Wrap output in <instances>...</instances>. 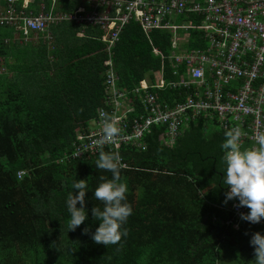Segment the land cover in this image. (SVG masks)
Masks as SVG:
<instances>
[{
	"label": "trees",
	"instance_id": "1",
	"mask_svg": "<svg viewBox=\"0 0 264 264\" xmlns=\"http://www.w3.org/2000/svg\"><path fill=\"white\" fill-rule=\"evenodd\" d=\"M77 3L59 0L63 9ZM78 30L74 23H59L50 27V42L43 33L23 44L14 40L12 28L0 26V65L6 68L0 73V264H226L227 258L254 264L250 240L255 232L264 235V219L243 220L239 229L228 221V209L238 200L224 203L226 131L202 115L181 128L172 145L159 139L164 125H154L143 137V149L120 152L133 208L124 225L128 234L117 244L94 242L100 221L91 209L103 210L94 190L100 176L110 179L112 173L96 167L99 153L65 154L76 129L104 103L106 53L100 40L76 38ZM188 34V47L204 45L201 30ZM150 36L152 44L136 22L126 23L112 56L120 86L130 88L145 74L153 78L160 58L152 45L169 54V31ZM165 64L169 70L167 59ZM159 92L162 100L177 93ZM81 179L88 184L87 219L71 231L66 201L69 193L78 194L72 185Z\"/></svg>",
	"mask_w": 264,
	"mask_h": 264
},
{
	"label": "built area",
	"instance_id": "2",
	"mask_svg": "<svg viewBox=\"0 0 264 264\" xmlns=\"http://www.w3.org/2000/svg\"><path fill=\"white\" fill-rule=\"evenodd\" d=\"M76 1L74 9H63L59 0L0 1V26L12 28L19 43L38 41L43 33L50 42V27L70 22L79 27L77 38L98 39L104 45V103L76 129L66 158L99 153L96 141L102 135L101 111L117 117L121 134L104 149L120 155L128 146L143 149V137L154 125H164L159 139L172 145L181 128L199 115L224 131L241 126L247 133L241 139L242 147L256 145L258 135L264 133V0ZM175 18L186 22L179 25ZM129 20L137 23L150 43L155 30L171 33L173 77L164 76L161 67L153 78L145 74L130 88L118 84L112 56ZM89 28L100 34L87 35ZM189 29L203 32V46H187ZM152 52L161 61L165 58L157 47ZM166 88L177 91L171 100L160 98L159 91ZM238 203L230 206L228 221L234 228L240 227V213L249 212L247 207H235Z\"/></svg>",
	"mask_w": 264,
	"mask_h": 264
},
{
	"label": "clouds",
	"instance_id": "3",
	"mask_svg": "<svg viewBox=\"0 0 264 264\" xmlns=\"http://www.w3.org/2000/svg\"><path fill=\"white\" fill-rule=\"evenodd\" d=\"M99 115L102 122V135L96 141L99 155L95 163L98 169L111 172L112 177L109 179L100 176L101 183L94 190V197L103 203V210L97 206L91 209L93 218L100 221L92 239L97 244L107 246L117 244L122 237L127 236L128 230L124 228V225L132 215L133 208L127 202V182L121 177L122 158L119 152L104 150L106 144L116 141L122 130L114 114L101 111ZM245 135L247 133L241 126H234L225 132V140L221 144L224 152L222 162L225 165L223 184L229 188V191L225 193L224 203L237 199L239 203L235 207L249 209L247 214L240 213L242 221L258 224L264 219V133L258 135L255 146L247 148L242 147L241 144V139ZM72 187L78 191V194L69 193L66 203L70 213L68 228L75 231L87 219L85 206L87 180H76ZM228 212L231 217L230 207ZM88 232L89 228L83 230L84 234ZM250 245L254 248V264H264V235L255 232L251 237Z\"/></svg>",
	"mask_w": 264,
	"mask_h": 264
},
{
	"label": "crops",
	"instance_id": "4",
	"mask_svg": "<svg viewBox=\"0 0 264 264\" xmlns=\"http://www.w3.org/2000/svg\"><path fill=\"white\" fill-rule=\"evenodd\" d=\"M177 19H183V18H175L174 20H177ZM133 21V20H132ZM135 22V21H134ZM75 34H76V32H75ZM144 35V34H143ZM151 35V34H150ZM70 37V35H68V33H66L65 34V37ZM145 36V35H144ZM75 37H76V35H75ZM75 37H73L74 39H76ZM171 37H172V35H171V33H170V50H171ZM71 38V37H70ZM147 39V38H146ZM148 40V39H147ZM150 40H151V36H150ZM55 42H57V40L55 39ZM59 42H63V40H58V43ZM148 42H150V41H148ZM69 43H71V42H69ZM69 43H61V48H65V46H67ZM152 44V43H151ZM154 45H152V47H153ZM155 47V46H154ZM154 54V53H153ZM164 54V53H163ZM155 55V54H154ZM165 55V54H164ZM169 55V56H168ZM168 55H165V58L161 61V59H160V66H159V68L158 69H160L161 67H163V70H164V76H167V77H173L172 75H171V73H170V71H171V67H172V62H174V60H173V58H171V52H169V54ZM157 56V55H156ZM159 57V56H158ZM160 58V57H159ZM165 59H167L168 60V62H169V70H166V64H165ZM158 69H156V70H158ZM156 70H154V71H156ZM154 71H152V73H154ZM195 119V118H194ZM193 119V120H194ZM204 119H206V118H204ZM209 120H211V119H209ZM214 122V121H213ZM188 125V124H187ZM186 125V126H187ZM214 125H216L218 128H220L221 129V127L217 124V123H215L214 122ZM186 126H184V127H186ZM248 145H249V143H248ZM234 202V201H233ZM232 202V203H233ZM237 202H239V201H237ZM231 203V204H232ZM229 213V212H228ZM229 216H230V213H229Z\"/></svg>",
	"mask_w": 264,
	"mask_h": 264
},
{
	"label": "rangeland",
	"instance_id": "5",
	"mask_svg": "<svg viewBox=\"0 0 264 264\" xmlns=\"http://www.w3.org/2000/svg\"><path fill=\"white\" fill-rule=\"evenodd\" d=\"M184 22H186L184 19H177V20H174V23H179V25H183ZM33 40H34L33 42L36 41V39H33ZM10 59H12V58L10 57ZM1 66H2V68H1V70H0V73H1L3 70L6 71L5 66H3V65H1ZM10 73H11V72H9L8 74L10 75ZM225 263H226V264H241V263H239L237 260H234V259H232V258H227V260L225 261Z\"/></svg>",
	"mask_w": 264,
	"mask_h": 264
}]
</instances>
